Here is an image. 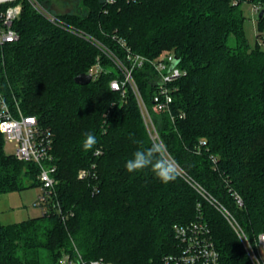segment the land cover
<instances>
[{"label": "trees", "instance_id": "16d2710c", "mask_svg": "<svg viewBox=\"0 0 264 264\" xmlns=\"http://www.w3.org/2000/svg\"><path fill=\"white\" fill-rule=\"evenodd\" d=\"M40 1L48 7L49 0ZM252 1L264 10V0ZM20 2L14 24L20 39L0 48V90L51 131L57 185L41 216L0 221V264H59L76 249L87 262L164 264L177 249L175 225L198 217L210 227L220 264H252L222 213L178 170L229 210L251 239L264 232V15L257 13L253 48L244 0H86L85 12L56 13L121 56L114 36L146 58L173 53L180 60L187 74L175 82L174 119L152 110L150 63L135 71L164 154L176 164V179L164 184L150 169L125 168L135 151L155 142L134 94L122 101L111 89L117 73L75 82L96 64L99 49ZM85 132L97 137L88 151L81 146ZM82 171L90 174L81 178ZM38 175L35 163L5 152L0 133V195L41 187Z\"/></svg>", "mask_w": 264, "mask_h": 264}, {"label": "built area", "instance_id": "2783aa9c", "mask_svg": "<svg viewBox=\"0 0 264 264\" xmlns=\"http://www.w3.org/2000/svg\"><path fill=\"white\" fill-rule=\"evenodd\" d=\"M27 1L37 13L55 26L61 27L88 40L99 49L101 54L117 70V77L113 78L110 82L111 89L121 95L122 101H126L129 92L134 94L150 137L155 143L161 144L159 133L152 119V111L142 96L135 78V71L144 67L146 63H150L155 74L152 110L155 113H169L172 119H174L172 104L174 102V92L177 89L175 82L187 74L186 70L180 64L172 68L176 56L172 53L157 59H149L134 53L126 41L114 36V39L117 40L124 51L123 56H121L94 36L85 34L62 22L58 15L51 13L48 7L40 0ZM118 1L121 0H105V3L107 5H114ZM125 1L130 3L136 0ZM237 2L239 1H235V3ZM244 2L252 5L254 13L257 14L260 12L261 6L259 3L253 2L252 0H244ZM5 4L8 7L0 11V48L17 42L20 39V35L14 28V24L21 16L23 6L20 0H0V6ZM259 41L260 44L264 45V33ZM101 56L98 57L96 64L87 73L92 76L93 80L107 71L101 62ZM184 115L182 113L180 117H184ZM0 133L5 142L15 145L16 151L14 155L16 158L33 162L38 166V179L41 182L42 194L35 204L43 212H46L49 209V204L52 202L57 185V180L54 177L56 166L53 162V135L51 131L42 127L38 123L36 116L25 115L20 107V103L15 98H8L0 90ZM97 154H100V151ZM178 171L201 196L212 203L222 213L242 242L252 264H264V232L251 239L229 210L214 199L201 185L189 178L185 172L182 170ZM89 174L87 171H82L80 177L86 178ZM238 203L242 205L241 199H238ZM174 235L177 243L176 252L166 256L164 264H220V254L215 245L210 227L201 217L186 224L175 225ZM242 236H246L247 240L242 239ZM59 264L114 263L105 262L103 259L87 262L76 249L74 256L64 254Z\"/></svg>", "mask_w": 264, "mask_h": 264}, {"label": "rangeland", "instance_id": "374dc122", "mask_svg": "<svg viewBox=\"0 0 264 264\" xmlns=\"http://www.w3.org/2000/svg\"><path fill=\"white\" fill-rule=\"evenodd\" d=\"M48 2V10L51 13L74 14L76 12L82 13L87 10V8H85L86 0H49ZM242 9L246 18L245 33L250 41L251 47L254 48L258 40V14L254 13L250 3H244ZM162 56H165V54H162L161 57ZM105 68L107 70L106 72L111 70L117 72L116 68H114L109 60L108 63H106ZM15 151L16 148L13 143L5 142V152L8 155H14ZM41 194L42 188L38 186L21 192L12 191L1 194L0 221L7 225L41 216L43 213L42 209L35 204Z\"/></svg>", "mask_w": 264, "mask_h": 264}, {"label": "clouds", "instance_id": "9594fccd", "mask_svg": "<svg viewBox=\"0 0 264 264\" xmlns=\"http://www.w3.org/2000/svg\"><path fill=\"white\" fill-rule=\"evenodd\" d=\"M97 144V137L92 132H85L81 141L83 150L93 149ZM165 149L159 143H153L146 149H138L132 154V157L125 163V168L129 173H135L144 169H150L157 179L167 184L176 179V164L168 159ZM247 240L246 236L241 237Z\"/></svg>", "mask_w": 264, "mask_h": 264}, {"label": "water", "instance_id": "95a60500", "mask_svg": "<svg viewBox=\"0 0 264 264\" xmlns=\"http://www.w3.org/2000/svg\"><path fill=\"white\" fill-rule=\"evenodd\" d=\"M264 15V10H262L259 14V17H262ZM180 63V60L176 57L174 60V63L172 65V68L175 67ZM93 78L90 74H81L75 78V82L80 85H86L92 82Z\"/></svg>", "mask_w": 264, "mask_h": 264}]
</instances>
